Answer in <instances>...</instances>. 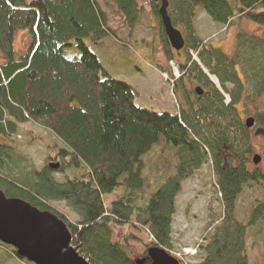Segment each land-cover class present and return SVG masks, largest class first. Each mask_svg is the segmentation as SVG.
<instances>
[{"label":"trees","instance_id":"obj_1","mask_svg":"<svg viewBox=\"0 0 264 264\" xmlns=\"http://www.w3.org/2000/svg\"><path fill=\"white\" fill-rule=\"evenodd\" d=\"M107 4L131 25L141 17L139 0ZM151 5L164 33L161 0H151ZM199 8L222 24L232 23L236 16L264 24V0H169L168 11L175 26L193 31ZM110 20L99 0H0V189L8 197L57 214L71 230L72 245L91 264H137L134 251L114 239V226L145 224L161 202L164 180H174L169 197L174 201L184 181L212 157L229 216L243 185L264 180L261 170L246 165L249 130L235 109L246 90L236 69L241 60L256 85L249 99L255 103L264 93L260 53L264 40L238 33L233 56L217 47L203 46L199 52L230 102L198 62L189 65L187 60L179 67L177 86L190 76L204 85L203 95L192 90L195 96L186 111H155L136 103L139 91L111 76L91 46L116 37ZM20 33L28 37L23 50L16 48ZM163 38L171 61L181 51H174L166 32ZM228 83L237 88L236 94ZM40 117L50 119L54 135L63 143L48 157L60 160L57 169L51 166L54 162L42 169L27 167L25 159L2 141L11 140L21 129H29L32 142L44 141V136L26 128ZM257 117L264 126V114ZM243 145L248 148L241 152ZM157 148L159 157L150 171L147 161ZM226 150L235 154L236 165L230 159L226 167ZM68 169L73 178L62 182L55 178V172ZM119 188L122 194L106 209L103 196ZM53 201L65 202L76 219L57 210ZM0 249L25 264H35L1 241ZM204 250L205 258L193 264H248L246 240L228 219L216 227Z\"/></svg>","mask_w":264,"mask_h":264},{"label":"rangeland","instance_id":"obj_2","mask_svg":"<svg viewBox=\"0 0 264 264\" xmlns=\"http://www.w3.org/2000/svg\"><path fill=\"white\" fill-rule=\"evenodd\" d=\"M99 2L110 13V26L116 31V37L105 39L99 45L93 46L90 43L92 48L111 76L130 83L139 91L136 103L155 111L172 113L186 111L195 96L191 91L197 86L204 88L199 80L190 76L179 81L177 86L176 80L181 77L179 67L187 60L189 65L194 61L198 62L210 80L222 90L226 103L230 102L229 93L221 87L218 76L202 63L199 52L203 46L217 47L233 56L238 33L264 40V24L244 16H236L232 23L222 24L215 22L205 10L199 8L193 19V31L182 24L176 25L183 32L186 45L181 53H176L175 58L170 61L165 52L163 38L165 32L163 33L160 19L153 11L151 0H139L142 14L133 25L119 15L114 7L107 4L108 0H99ZM27 42L26 33H20L16 48L25 49ZM199 43L200 47L195 49L194 46ZM187 51L191 57L188 56ZM260 53L264 66V53L262 51ZM236 69L239 70V75L244 77L246 90L245 98L236 103L235 109L239 118L243 116V119L240 118L241 122L245 123L246 118L255 115L256 111L264 113V93L257 102L252 103L249 96L254 93L256 85L250 78L243 60L236 65ZM227 87L234 94L237 93V88L233 84L228 83ZM48 120L50 121L48 117H40L35 123L26 125V128L44 136V141L32 142L31 134L27 133L29 129L26 131L21 129L11 140L2 138L3 142L14 148V155L25 159L24 163L29 168L32 165L42 169L50 162L61 165L60 160L48 159L56 152V148L63 145L54 135ZM247 134L249 150L244 145L241 148V152L247 150L246 164L249 169L254 170L258 167L257 170L264 173V138L256 136L254 130H249ZM255 153L263 157L258 164L252 161ZM223 155L227 157L226 167L229 166L230 159L232 164L238 163L232 151L226 150ZM158 157L159 148L148 158L150 171ZM54 175L62 182L67 177L73 178L74 172L68 169L64 172L57 171ZM217 181L212 157L193 177L184 181L182 191L174 201L169 198L173 191L174 180H164L160 190L161 202L155 207L153 216L143 225L132 223L114 226V239L131 248L135 259L146 258L148 249L157 244L183 264H193L205 258L204 247L210 235L214 233L216 227L228 219L230 226L239 229L246 240L248 264H264V180L260 182L251 180L243 185L231 216L224 208ZM122 192L123 189L119 188L112 194L103 196L106 209L111 208L112 203ZM51 205L67 213L72 220L76 219V215L70 211L65 202L53 201ZM0 264L25 263L0 249Z\"/></svg>","mask_w":264,"mask_h":264},{"label":"water","instance_id":"obj_3","mask_svg":"<svg viewBox=\"0 0 264 264\" xmlns=\"http://www.w3.org/2000/svg\"><path fill=\"white\" fill-rule=\"evenodd\" d=\"M157 1V0H156ZM169 0H161L159 14L171 46L181 51L186 45L183 32L178 29L169 15ZM195 91L202 95L204 90L197 86ZM253 117L246 120V125L252 127ZM257 135H264V127L256 129ZM259 155L254 156L256 164L260 162ZM54 168L59 163H52ZM0 241L16 248L19 257L35 264H91L72 245L73 236L68 225L57 214L49 210H41L28 201L18 197H8L0 189ZM181 264L166 249L152 246L148 249L146 258L136 259L137 264Z\"/></svg>","mask_w":264,"mask_h":264},{"label":"flooded vegetation","instance_id":"obj_4","mask_svg":"<svg viewBox=\"0 0 264 264\" xmlns=\"http://www.w3.org/2000/svg\"><path fill=\"white\" fill-rule=\"evenodd\" d=\"M239 70L237 69V73L238 74H240L239 72H238ZM239 78L243 81V83H244V85H245V81H244V77L243 76H240L239 75ZM202 87V86H201ZM203 88V87H202ZM203 90H204V88H203ZM204 93V92H203ZM203 95V94H202ZM199 96H201V95H199ZM255 111V110H254ZM244 113V112H243ZM258 113H261V112H259V111H256V114L255 115H250V116H248L247 118H249V117H253L254 119H255V123H254V125L252 126V127H248L247 125H246V127L248 128V130H254V134L256 135V136H260V137H262V139L264 138V135H257L256 133H255V131H256V129L257 128H259V127H264L263 125H261V123L259 122V118L257 117V114ZM264 114V113H263ZM244 115H246L245 113H244ZM240 118H242L243 119V116H240ZM247 118H246V120H247ZM246 120H245V124H246ZM255 155H259L260 157H261V159H260V161L262 160V156H261V154H259V153H255ZM254 155V156H255ZM254 156H253V163L254 164H256L255 163V161H254ZM225 163L227 164V157H225ZM247 165V164H246ZM247 167L249 168V166L247 165ZM256 169H258V167H256Z\"/></svg>","mask_w":264,"mask_h":264},{"label":"bare ground","instance_id":"obj_5","mask_svg":"<svg viewBox=\"0 0 264 264\" xmlns=\"http://www.w3.org/2000/svg\"><path fill=\"white\" fill-rule=\"evenodd\" d=\"M176 258V257H175ZM179 260V259H178ZM180 261V260H179ZM181 262V261H180Z\"/></svg>","mask_w":264,"mask_h":264}]
</instances>
